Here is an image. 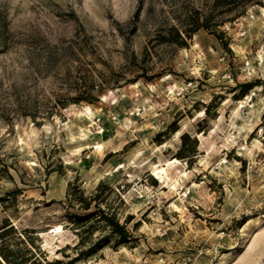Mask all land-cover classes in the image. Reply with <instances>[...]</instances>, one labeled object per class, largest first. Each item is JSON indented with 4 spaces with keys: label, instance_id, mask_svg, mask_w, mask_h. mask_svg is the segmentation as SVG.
I'll return each instance as SVG.
<instances>
[{
    "label": "rangeland",
    "instance_id": "obj_1",
    "mask_svg": "<svg viewBox=\"0 0 264 264\" xmlns=\"http://www.w3.org/2000/svg\"><path fill=\"white\" fill-rule=\"evenodd\" d=\"M96 203L126 242L91 216L77 248ZM6 223L42 264L264 260V0H0Z\"/></svg>",
    "mask_w": 264,
    "mask_h": 264
},
{
    "label": "trees",
    "instance_id": "obj_2",
    "mask_svg": "<svg viewBox=\"0 0 264 264\" xmlns=\"http://www.w3.org/2000/svg\"><path fill=\"white\" fill-rule=\"evenodd\" d=\"M203 26H207V25H203ZM195 30H197L196 26H195V28H191V29L184 30V31H179L178 29L171 27L169 30V33H167L166 35H162V38H163V40H165L167 42L175 43L176 45H183L186 43L185 38H190V36H191L190 31L194 32ZM75 190H77V192H79V193L81 192V189H79V188L78 189L75 188ZM75 193H76V191H75ZM92 196H93L92 198L95 199L97 194H94ZM78 200L80 201V206H82L83 208H89L90 207L91 202L86 201V198L82 197L81 194H79ZM95 206H96L95 210L89 211V212L84 213V214L73 213V215L71 217L72 223H73V225H76L75 226L76 232L79 235V240L76 244L77 248H80L81 245L84 244L85 237L82 235L83 230L88 231V227L90 225H92V224H90L87 227H82L84 224L83 222H85L84 219H86L84 217H91V216H94V217L98 216V218L94 219V220L103 221L104 224L108 223L111 226L110 234L112 236L113 235L117 236L121 242H126L128 233L125 229V226L123 224L119 223L118 219L115 217V214L112 213V215H107L105 210L102 209L98 203H96ZM9 224L10 223H6L2 227H0V236H2L3 233L8 230V228L12 227ZM4 227H6V228H4ZM2 228H4V229H2ZM107 243H108L107 235L99 236L94 242H92L90 245H88V247H86V249H80L79 251H77V254L74 258H80L84 254L90 255L91 253H93L96 250V248L99 245H105ZM27 250L30 252V249H27ZM0 264H42V263L37 261L35 258L31 260V258L26 257L25 254H23V253L17 254L15 251H12L11 249H3V247L0 245ZM47 264H54V263L49 262Z\"/></svg>",
    "mask_w": 264,
    "mask_h": 264
},
{
    "label": "bare ground",
    "instance_id": "obj_3",
    "mask_svg": "<svg viewBox=\"0 0 264 264\" xmlns=\"http://www.w3.org/2000/svg\"><path fill=\"white\" fill-rule=\"evenodd\" d=\"M100 145V144H99ZM99 147V146H98ZM176 162V160L173 161H168L166 164L167 166H174L173 163ZM166 167L165 166H161L159 168H157L156 170H154V174L156 176H158L159 178H161V180L163 179V176H166ZM175 187V186H174ZM177 207V206H176ZM175 208V207H174ZM254 239V238H252ZM247 248V247H246Z\"/></svg>",
    "mask_w": 264,
    "mask_h": 264
},
{
    "label": "built area",
    "instance_id": "obj_4",
    "mask_svg": "<svg viewBox=\"0 0 264 264\" xmlns=\"http://www.w3.org/2000/svg\"><path fill=\"white\" fill-rule=\"evenodd\" d=\"M258 264H264V260H261V262H260V263H258Z\"/></svg>",
    "mask_w": 264,
    "mask_h": 264
}]
</instances>
